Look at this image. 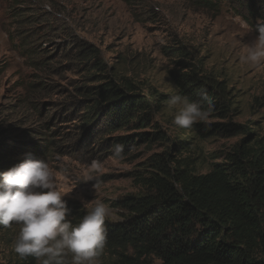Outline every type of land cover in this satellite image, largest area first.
Segmentation results:
<instances>
[{"label":"rangeland","instance_id":"1","mask_svg":"<svg viewBox=\"0 0 264 264\" xmlns=\"http://www.w3.org/2000/svg\"><path fill=\"white\" fill-rule=\"evenodd\" d=\"M130 1L0 0V142L13 152L6 166L21 163L27 154L46 160L58 187L72 189L63 197L70 219L102 201L109 209L106 219L120 221L125 213L114 202L141 191L134 175L144 172L154 154L172 155L203 174L238 144L264 146V63L249 66L240 59L257 35L242 17L227 3L212 15L181 0ZM175 36L231 91L235 114L211 115L203 123L231 121L250 135L203 137L192 127L179 128L166 102L153 117L164 137L116 158L103 148L99 125L84 128L81 122L84 101L75 87L83 82V66L66 54L77 44H92L111 70L172 94L171 65L160 48ZM181 142L187 148L173 151ZM16 232V225L0 232L1 264L20 260L12 250ZM108 255L103 251L100 264L111 259Z\"/></svg>","mask_w":264,"mask_h":264},{"label":"trees","instance_id":"2","mask_svg":"<svg viewBox=\"0 0 264 264\" xmlns=\"http://www.w3.org/2000/svg\"><path fill=\"white\" fill-rule=\"evenodd\" d=\"M181 1L212 15L227 3L254 32L264 20V0ZM171 41L160 53L171 65L167 75L172 94L111 70L92 44H77L74 53L66 54L83 66V82L75 87L84 101L81 122L84 128L99 125L109 154L114 155L117 143L123 145V157L138 144L162 139L153 117L174 94L207 107L203 92L214 101L212 116L226 119L235 114L227 82L207 70L202 56L182 39L175 36ZM192 130L203 137L246 133L244 125L231 121L197 122ZM118 131L129 133L113 135ZM186 148L185 142L172 146L179 152ZM12 153L0 142V172L9 169ZM171 156L152 155L144 172L134 175L141 191L114 202L125 215L117 222L105 220L104 251L111 258L106 264H264V146L238 144L203 174ZM85 212L78 209L75 218ZM4 229L0 226V232ZM8 264L38 262L28 257Z\"/></svg>","mask_w":264,"mask_h":264},{"label":"clouds","instance_id":"3","mask_svg":"<svg viewBox=\"0 0 264 264\" xmlns=\"http://www.w3.org/2000/svg\"><path fill=\"white\" fill-rule=\"evenodd\" d=\"M255 32L254 41L240 57L249 66L264 63V20L257 22ZM202 96L207 107L187 96L172 95L168 101L173 109L172 123L190 129L197 122H207L214 101L206 93ZM112 151L122 158L123 145L114 144ZM71 190L60 189L49 163L32 154L0 172V226H17L12 250L21 260L32 257L38 264H100L109 209L97 201L84 215L70 219L63 197Z\"/></svg>","mask_w":264,"mask_h":264}]
</instances>
